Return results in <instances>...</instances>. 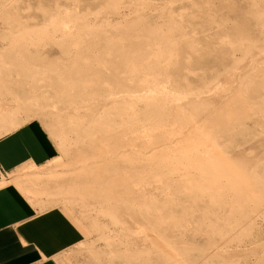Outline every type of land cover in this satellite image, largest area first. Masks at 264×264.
Masks as SVG:
<instances>
[{"label": "rangeland", "instance_id": "1", "mask_svg": "<svg viewBox=\"0 0 264 264\" xmlns=\"http://www.w3.org/2000/svg\"><path fill=\"white\" fill-rule=\"evenodd\" d=\"M236 97L239 122L202 128L220 165L211 184L200 166L167 163L206 155L143 142L142 130L159 149L188 142L201 113ZM4 116L53 144L37 169L44 208L68 204L93 229L77 264H167L137 230L166 238L178 264H264V0H0V133Z\"/></svg>", "mask_w": 264, "mask_h": 264}, {"label": "crops", "instance_id": "2", "mask_svg": "<svg viewBox=\"0 0 264 264\" xmlns=\"http://www.w3.org/2000/svg\"><path fill=\"white\" fill-rule=\"evenodd\" d=\"M2 120L0 264H77L71 254L93 229L68 204L44 208L45 176L37 169L56 159L53 144L36 122L8 128L12 120Z\"/></svg>", "mask_w": 264, "mask_h": 264}, {"label": "bare ground", "instance_id": "3", "mask_svg": "<svg viewBox=\"0 0 264 264\" xmlns=\"http://www.w3.org/2000/svg\"><path fill=\"white\" fill-rule=\"evenodd\" d=\"M52 22V21H51ZM53 22H54V20H53ZM54 24V23H53ZM64 24V23H63ZM68 26V25H67ZM67 26H65V27H67ZM44 28V27H43ZM61 29V28H60ZM64 29V28H63ZM56 30V29H55ZM37 31V30H36ZM64 31V30H63ZM62 31V32H63ZM32 32V31H31ZM45 33V32H44ZM31 35V34H30ZM54 36H55V34H54ZM68 37V36H67ZM52 39V38H51ZM175 59V58H174ZM256 65H258V68L259 67H262V66H259V64H256ZM255 65V66H256ZM261 65V64H260ZM257 68V67H256ZM262 69H263V67H262ZM150 79H152V78H150ZM151 82V81H150ZM150 84V83H149ZM153 85V84H152ZM153 87V86H152ZM245 87V86H244ZM242 90V89H241ZM241 90H239V91H241ZM238 90H236L235 91V95H238V92H237ZM147 92V91H146ZM244 93V92H243ZM146 94V93H145ZM149 94H150V92H149ZM167 95V94H166ZM165 95V96H166ZM135 96V95H134ZM145 96V95H144ZM143 96V97H144ZM149 96V95H148ZM152 96V95H151ZM121 97V96H120ZM129 97V96H128ZM171 97H172V95H171ZM149 98H150V96H149ZM166 98H168V97H166ZM196 98V97H195ZM116 99V98H115ZM164 99V98H163ZM141 100V99H140ZM170 100H172V101H175V99L173 100V99H170ZM170 100H169V102H167L168 104H170ZM200 100V99H199ZM208 100V99H207ZM171 101V102H172ZM137 102V101H136ZM238 102H239V98L238 97H236V99L234 100V102H233V104L232 103H229V102H226V104L224 105V107H223V109H225V111L224 112H221V113H219V114H214V115H207V114H204V113H201L200 114V116H201V118H202V122L200 123V122H194L195 124H193V123H191V122H189V121H187L190 117L192 118L193 117V115H191L190 117H185L186 118V120L184 119L183 121H184V123H185V121H186V123L187 122H189V123H187V127L189 126V124H193L196 128H195V130H194V136H193V138L192 139H189V141L188 142H179V141H177V140H174L173 141V138H172V142H171V145H169V146H166V147H163L162 149H159L158 148V145L160 144V142H161V139L157 136V137H153L154 139H151V138H149L150 137V134H149V131L148 130H142V137H146L145 138V140H144V138H142L144 141V144L146 145V146H148V147H151V151H153L154 150V152H153V154H156L157 153V155L159 154V155H188V154H195V155H206V160L205 161H203V162H201V163H196V162H175V160L174 161H170V162H167V163H177V164H179L180 163V165H185V170H186V173H188L189 171H191L193 168H195V167H198V166H200V167H202L203 169H205L206 171H209V173H210V175L208 176V178H206V179H204L203 181H205L207 184H211V182L213 181V175L214 176H218L219 175V170H220V165H219V163L216 161V160H214L211 156H208V155H210L209 154V152H208V149L210 148L209 147V145H205V139L207 138V139H212L211 138V136H209V133L208 134H206V130L204 131L202 128H204V129H207L208 127L207 126H209V127H211V126H215V125H224V126H226V123H227V125H228V123L231 121V120H234V121H232L231 123H233V122H235V121H238L239 122V120H240V118H241V116L245 113V110H244V108H245V102L243 103V104H241V105H239L238 104ZM177 103V102H176ZM201 103V102H200ZM143 104V103H142ZM146 104V103H145ZM164 104H166V103H164ZM177 104H179V103H177ZM235 104H237V105H235ZM106 105V104H105ZM110 105V104H109ZM181 105V104H180ZM248 105V104H247ZM164 106H167L168 108H170L169 110H170V113H168L169 115H172V116H175L174 117V121H175V118L177 117V116H181V115H183L182 114V111H183V109H181V108H184V107H177L178 105H175V104H173V103H171L170 105H163V107ZM192 107H194V106H192ZM78 108V107H77ZM187 109H188V107H186ZM190 108V107H189ZM207 109V108H206ZM206 109H205V111H206ZM211 109V108H210ZM249 110V109H248ZM105 111V110H104ZM189 111V114H190V110H188ZM188 111H185L186 113L188 112ZM204 111V110H203ZM204 111V112H205ZM207 111H209V109L207 110ZM94 112H96V110L94 111ZM184 112V111H183ZM193 112V111H192ZM199 112V111H198ZM104 113V112H103ZM106 113V112H105ZM200 113V112H199ZM134 115V114H133ZM188 115V114H187ZM186 115V116H187ZM197 115H199V114H197ZM101 116V115H100ZM99 117V116H98ZM194 117H196V115L194 116ZM193 117V118H194ZM245 117L247 118L248 116H246L245 115ZM111 118V117H110ZM177 118H182V116L181 117H177ZM172 119H173V117H172ZM195 119V118H194ZM77 120V119H76ZM93 120H94V118H93ZM98 120V119H97ZM171 120V119H170ZM178 120V119H177ZM180 120V119H179ZM230 120V121H229ZM181 121V120H180ZM194 121V120H193ZM98 122V121H97ZM108 122V121H107ZM237 122V123H238ZM106 123V122H105ZM236 123V122H235ZM101 124V123H100ZM174 124H176V123H174ZM234 124V123H233ZM133 125V124H132ZM182 125V124H181ZM197 125V126H196ZM198 125H201V127H198ZM185 126V125H184ZM223 126V127H224ZM217 127V126H216ZM212 128V127H211ZM239 128V127H238ZM150 129V128H149ZM116 130V129H115ZM118 130V129H117ZM159 130V129H158ZM208 130H209V128H208ZM118 131H120V130H118ZM140 131V130H139ZM216 131H217V129H216ZM121 132V131H120ZM120 132H118V133H120ZM112 133V132H111ZM117 133V132H116ZM139 133V132H138ZM161 133H162V131H161ZM161 133L158 131L157 132V135H161ZM120 136V135H119ZM213 136V135H212ZM123 138V137H122ZM141 139V140H142ZM122 140V139H121ZM102 141H108V140H106L104 137L102 138V140H101V142ZM131 142H133V141H131ZM103 143V142H102ZM108 143V142H107ZM122 143V142H121ZM135 142H133L132 144H134ZM172 143H173V145H172ZM104 144V143H103ZM120 145V143H118V142H116V143H114V146H112V147H110V146H108V148L110 147V150L109 151H111L112 152V155H116L117 153H118V151H119V149H121V145ZM107 146V145H106ZM133 146V145H132ZM134 146H136V143H135V145ZM129 149H131L130 151H135L134 149H132L131 148V146L129 145ZM105 148H107V147H105ZM142 150H144L145 152H146V150L147 149H142ZM141 150V151H142ZM101 150H99V152H100ZM107 152V154L108 153H110L111 154V152ZM148 151V150H147ZM151 151L149 152V154L151 153ZM126 152V151H125ZM136 152H137V149H136ZM139 152V151H138ZM100 153H102V152H100ZM124 153V152H123ZM133 153V152H132ZM135 153V152H134ZM161 153V154H160ZM147 154V153H146ZM145 154V155H146ZM236 154V153H235ZM114 155V156H115ZM119 155H120V153H119ZM194 156V155H193ZM189 158H191V156L189 157ZM193 158H196V156H194ZM181 159V158H180ZM183 160H184V158H183ZM243 163V162H242ZM258 164V163H257ZM243 165H244V163H243ZM242 166V165H241ZM260 166V165H259ZM262 166V165H261ZM241 169V168H240ZM255 170V169H254ZM242 171V170H241ZM239 172V171H238ZM257 173V172H256ZM251 174V173H250ZM250 174H248V175H250ZM250 177V176H249ZM248 181L250 180V179H247ZM251 181V180H250ZM255 181H256V179H255ZM246 182V181H245ZM184 183V182H183ZM248 183V182H247ZM254 183V182H253ZM257 184V183H256ZM242 185H245V183H243V184H241V185H238L237 184V189L238 190H240V188L241 187H239V186H242ZM248 185V184H247ZM262 185V184H261ZM239 187V188H238ZM237 189H235V195H237L238 196V194H239V191L237 190ZM260 189V188H259ZM254 190V189H253ZM257 191V190H256ZM107 192V195H108V190L106 191ZM249 193V192H248ZM251 193V192H250ZM250 193H249V195H250ZM261 193H262V191H261ZM253 194V193H252ZM260 194V193H259ZM259 194H258V196H259ZM254 195V194H253ZM251 197H252V195H250ZM255 196H256V193H255ZM254 197V196H253ZM260 197H258V199H259ZM246 199H250V197H248V198H246ZM254 199H256L255 197H254ZM250 201V200H249ZM261 202V201H260ZM259 202V203H260ZM262 203V202H261ZM250 204V203H249ZM246 205H247V203H246ZM254 206V205H253ZM259 206V205H258ZM252 207V206H251ZM260 207V206H259ZM238 208V207H237ZM264 209V208H263ZM237 210H239V209H237ZM248 210V209H247ZM260 210V209H259ZM258 210V211H259ZM254 211H256V210H254ZM241 213H242V211H241ZM253 213V212H252ZM258 213V212H257ZM239 215V214H238ZM242 215V214H241ZM252 216H254V214H252ZM261 217V216H260ZM255 219V218H254ZM245 220V219H244ZM264 220V219H263ZM248 221V220H247ZM246 221V222H247ZM263 223V222H262ZM251 224V223H250ZM234 226V225H233ZM175 227V226H174ZM258 227V226H257ZM240 228V227H239ZM236 230V229H235ZM242 230V229H241ZM233 231V230H232ZM249 231V230H248ZM182 232V231H181ZM180 232V233H181ZM244 233V232H243ZM136 234H141V235H143V238L142 239H144V242H147V243H149V246H150V248H152V249H149V250H153V251H155L156 253H158V255H159V258H161L162 260H164V262H166L167 264H178V262H177V260H176V258L173 256V253H172V250H173V248H172V246L170 245V243H168V242H166L165 241V239H163V238H161L159 235H156L157 233H155V234H153V233H149L147 230H143V231H140V230H137V233ZM235 239V238H234ZM245 240V239H244ZM238 242V241H237ZM112 256V255H111ZM161 260V261H162Z\"/></svg>", "mask_w": 264, "mask_h": 264}]
</instances>
